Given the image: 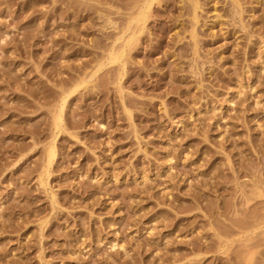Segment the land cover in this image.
<instances>
[{
  "label": "rangeland",
  "instance_id": "rangeland-1",
  "mask_svg": "<svg viewBox=\"0 0 264 264\" xmlns=\"http://www.w3.org/2000/svg\"><path fill=\"white\" fill-rule=\"evenodd\" d=\"M144 3L0 0V264H264V0H155L105 61Z\"/></svg>",
  "mask_w": 264,
  "mask_h": 264
},
{
  "label": "bare ground",
  "instance_id": "bare-ground-1",
  "mask_svg": "<svg viewBox=\"0 0 264 264\" xmlns=\"http://www.w3.org/2000/svg\"><path fill=\"white\" fill-rule=\"evenodd\" d=\"M154 1L155 0H145V3L142 6L140 12L138 13V15L135 18H133V21L136 23V28L134 30H132L131 33L129 34V37L127 39H125L121 50H119V51L112 50L109 53V55L106 57L105 61H108L110 64H120L122 66V68L124 67V61H123L124 57H126V53L130 49L131 45L134 44V42L138 41L140 34L144 31L145 23L147 21V15H148V12L152 9V5H153ZM197 9H198V4H194V12L195 13H196ZM104 65H106V62L100 63L98 65V69L95 71V73L98 72ZM84 83H86V82L83 81L81 83H78L70 93L76 92L77 89ZM70 93L66 94L62 98L61 106L59 107V109L54 114L53 126H54L55 132H57V133L54 135L53 140L51 141V143L48 145V147L46 149V160H45L43 170H42V174H41V178H40L41 185L44 187L47 186V181H48V178L50 175V171H51V168H52L53 163H54L56 156H57L56 137L59 134V132H61L63 129L62 123H63V119H64V114H65L66 109L68 107L67 106V99L70 96ZM114 246H116V245H114ZM118 247H120L121 249L124 248L122 245H119Z\"/></svg>",
  "mask_w": 264,
  "mask_h": 264
}]
</instances>
